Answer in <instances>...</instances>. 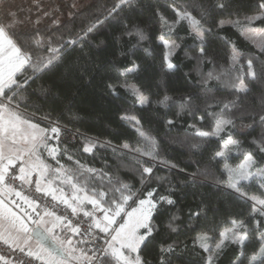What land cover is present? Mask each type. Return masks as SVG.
<instances>
[{
	"label": "trees",
	"instance_id": "obj_1",
	"mask_svg": "<svg viewBox=\"0 0 264 264\" xmlns=\"http://www.w3.org/2000/svg\"><path fill=\"white\" fill-rule=\"evenodd\" d=\"M116 3L89 0L80 6L78 0H4L0 4V20L15 12L24 21L14 38L25 47L32 45L33 30L37 28L43 36L62 42L96 25L83 51L80 44L69 46L59 66L37 79L23 94L29 105L27 112L40 123L45 115L59 119L64 129L59 147L67 148L85 168L103 169L136 192L155 189L157 195L171 193L175 204H165L154 214L157 231L142 252L148 264H159L160 248L170 244L175 249L168 255L171 264H204L207 254L198 241L194 243L196 237L207 233L215 241L227 221L249 219L251 202L227 186L225 163L236 166L252 153L255 167H264V153L258 150V145L264 144V124L259 121V115L264 114V52L235 26H220L221 20L257 15L260 0H133L123 11L112 13ZM219 3L225 7H218ZM173 5L190 11L197 19L204 17L202 23L211 31L205 33L203 45L191 34L188 21L172 23L176 19ZM157 12L167 24L161 23ZM37 19L39 24L35 23ZM254 26L264 29V20L256 21ZM133 27L143 33V40L126 34L127 28ZM164 40L180 45L170 59L175 65L172 71L161 68L168 52ZM201 46H206L207 58H200ZM234 52L239 53L236 62L232 60ZM248 59L253 60L256 78L247 75ZM209 72L213 73L211 79ZM31 74V69L25 73ZM240 80L246 91L237 90ZM124 81L140 86L153 101L151 106L140 107L135 97L122 88H117L115 95L107 88L109 83ZM164 95L171 99L164 105L156 104ZM221 113L233 120L227 127L229 134L224 136L239 142L236 152L225 154L226 160L214 158L217 151L224 152L223 138L197 134L213 133L215 117ZM124 114L140 117L144 129L155 138L152 151L156 158L150 164L153 173L144 184L141 170L149 166V157L127 149L113 151L124 142L145 150L143 143L137 144L140 138L131 126L120 119ZM168 120L173 124H167ZM70 132L77 138H69ZM108 141L111 146H105ZM92 142H96L93 151L84 153L82 146ZM44 157L48 159L46 153ZM59 159L66 167L72 163L66 157ZM48 162L55 166L54 161ZM98 180L96 175L95 180L87 182ZM243 184L242 190L249 196L260 195L258 183ZM130 205L136 206L132 201ZM254 243L247 245L249 252ZM240 251L239 245L227 244L214 258V264H240Z\"/></svg>",
	"mask_w": 264,
	"mask_h": 264
},
{
	"label": "snow or ice",
	"instance_id": "obj_2",
	"mask_svg": "<svg viewBox=\"0 0 264 264\" xmlns=\"http://www.w3.org/2000/svg\"><path fill=\"white\" fill-rule=\"evenodd\" d=\"M4 0H0L2 4ZM133 0H117L112 13L123 11L130 6ZM218 7L224 8V3ZM176 19L172 23L186 20L190 25L191 34L196 40L205 41L206 29L202 23L204 17L197 19L188 10H182L173 5ZM47 15V13H45ZM162 24H167L166 18L159 12ZM250 23L255 20H264V0L258 4V14L246 18ZM232 21H220V26ZM17 18L15 12H10L0 20V244L6 246L11 253H21L16 257L15 264H148L143 257V248L157 231L153 223L154 214H158L163 205H174L171 193L157 195L153 189L147 192H136L126 183L114 179L103 169L85 168L78 158L69 152L67 148L59 147V143L53 145L51 141L59 142L62 126L59 119H51L50 116L42 117L43 123L36 122L34 114L27 112L28 103L23 95L28 93L32 84L43 75L51 73L63 61L65 50L77 44L87 42V36L96 25L89 26L82 35L75 39L56 41L50 36H43L39 29L33 30V40L30 47H25L14 37L17 28L23 24ZM36 24L40 20L35 21ZM102 23V22H97ZM235 23H239L238 21ZM127 35H136L140 40L145 37L136 27L127 28ZM161 39H163L161 37ZM164 47L169 49L179 48L180 45L164 40ZM264 52V42L260 45ZM171 52H166L161 65L162 70L172 71L175 65L169 59ZM206 46L199 49L200 58H207ZM239 53L234 52L232 60L238 61ZM31 69V75H25ZM131 71V70H128ZM247 75L256 78L257 73L253 68V60H247ZM213 73H208L211 79ZM238 91H246L243 80L236 85ZM108 90L115 95L117 88H122L131 93L138 101L140 107L151 106L153 101L145 95L140 86L124 81L120 84L109 83ZM41 91H47L41 89ZM34 94V93H32ZM171 98L164 95L155 101L164 105ZM227 107V105L225 106ZM37 111H40L37 108ZM120 119L129 124L133 132L140 138L137 144L143 143L145 150L124 142L113 151L127 149L131 153H139L140 156L149 157L146 162L149 166H142L141 184L150 179L153 173L151 161L156 156L152 149L155 146V138L150 131L144 129L141 118L135 115L124 114ZM215 129L213 133L198 132L202 137L214 135L224 131V126L232 125L233 120L221 113L215 117ZM259 121L264 124V114L259 115ZM167 124H173L168 120ZM66 128V126H64ZM264 141V137H261ZM96 142L84 144L82 151L91 153ZM239 142L228 138L225 144L236 145ZM105 146H111V141ZM258 150L264 153V144L258 145ZM55 162V166L45 159ZM59 157H66L72 162L70 166L61 163ZM214 158L226 160L224 152L217 151ZM162 163H167L162 161ZM255 165L252 153L245 155V163L238 169L224 167L228 174V187L233 189L242 198L251 202L248 213L249 219L233 218L226 222L222 230L218 231V239L213 241L214 247L207 241L210 239L207 233L198 235L194 240L200 242V247L206 257L204 264H214L217 257L227 244L240 246V264H264V168L255 173L248 171ZM175 168L176 165H171ZM99 180L89 184L88 179ZM196 174H193L195 179ZM260 195L249 196L243 191V181L257 180ZM17 181L19 184H17ZM106 181V182H105ZM27 186V191L25 190ZM70 188L71 192H67ZM42 193L41 196L32 194ZM45 197H50L45 200ZM142 197V198H141ZM135 204L132 207L129 204ZM59 205H64L61 212H57ZM90 206V207H89ZM131 208V210H128ZM70 210V213L68 212ZM72 217L87 218V227H81L79 220L73 223ZM197 215H199L197 213ZM52 217L54 221L47 218ZM175 219V217H173ZM34 224L36 227L30 228ZM50 224V226H49ZM250 225H253L250 227ZM61 228L66 235L63 238L55 234V229ZM168 227L175 231L171 223ZM44 234H51L52 246L44 243ZM74 237H79L74 241ZM35 241V246L33 245ZM254 243L251 252L247 245ZM173 245L160 248L159 264H171L168 255L174 252ZM0 264H13L7 256L0 255Z\"/></svg>",
	"mask_w": 264,
	"mask_h": 264
},
{
	"label": "rangeland",
	"instance_id": "obj_3",
	"mask_svg": "<svg viewBox=\"0 0 264 264\" xmlns=\"http://www.w3.org/2000/svg\"><path fill=\"white\" fill-rule=\"evenodd\" d=\"M88 1L89 0H78V3H79L80 6H82V5H84ZM237 21L239 23H235ZM256 21H258V20H255V21H253L252 23L249 24V22H248V20L246 18H242V19L232 20L233 23H227L226 22L225 24L235 26L236 28H238L241 31L242 35H244L245 38H247L252 44H254L257 48H261L260 45H261L262 42H264V29H259V28L255 27L254 24H255ZM169 43L171 44V42H169ZM175 49H169V48H167L168 52H171V54L169 56V59H171V57L173 56V53H174ZM228 126L229 125L224 126V131L219 132V133H216V134L213 135L214 137H221V138H223L224 139V144H225V141H227L228 138H229V136H226V137L224 136L225 134H229L228 129H227ZM231 139H233V138L231 137ZM236 148H237V144L236 145L228 144V145L224 146V154H227L230 151L236 152L237 151ZM244 163H245V158L238 165H236V166H230L229 168H231V169H238ZM260 169H262V168H260ZM258 170L259 169L256 168L255 165L253 167H251L250 169H248V171L251 172V173H255ZM243 182L244 183L245 182L246 183H249V182L258 183V178H257V180L243 181ZM227 186H228V183H227ZM67 192H71V191H67ZM129 204H130V201H129ZM128 210H131V209L128 208ZM47 220L52 221L50 218H47ZM49 226H50V224H49ZM29 227L31 228V224L29 225ZM0 231H2V229H0ZM55 234L58 237H60V238H63V236L66 235V233H63V231H61V229H59L58 227L55 229ZM49 235H51V234H49ZM75 238H77V237H75ZM74 241H75V239H74ZM207 243L209 245H211V246L214 247V244H213V241H212L211 237L207 241ZM198 244L200 245V242L199 241H198ZM33 245L35 246V241H33Z\"/></svg>",
	"mask_w": 264,
	"mask_h": 264
},
{
	"label": "built area",
	"instance_id": "obj_4",
	"mask_svg": "<svg viewBox=\"0 0 264 264\" xmlns=\"http://www.w3.org/2000/svg\"><path fill=\"white\" fill-rule=\"evenodd\" d=\"M62 129H63V128H62ZM63 131H64V129H63L62 132H61L59 142H57V141H55V140L51 141V143H52L53 145H56L57 143H60L62 137L64 136ZM69 138H71V139H76V138H77V134H76V133H73V132H70V134H69ZM17 184H19L18 181H17ZM25 190L27 191V186H25ZM32 194H34V195H36V196H38V197L41 196V195H43L42 193H34V189H33V191H32ZM44 199L47 201V200L50 199V197H45ZM64 207H65L64 205H59L58 208H57V212H58V213L61 212V211L64 209ZM89 207H90V206H89ZM68 212L70 213V210H68ZM49 218H50L52 221H54V218H52V217H49ZM69 218H70V219H73V223H76V222L79 220L80 225H81L82 228H83V227H87V224L89 223V221L87 220V218H82V217H72L71 215H69ZM32 227H36V225L31 224V228H32ZM58 228L61 229L60 227H58ZM0 255H5V256H7L8 259L11 260V261H13V264H15L16 257L22 256L23 254H21V253H19V252L13 254V253H11L10 251L6 250V246H5V245L0 244ZM34 264H38V262H34Z\"/></svg>",
	"mask_w": 264,
	"mask_h": 264
},
{
	"label": "water",
	"instance_id": "obj_5",
	"mask_svg": "<svg viewBox=\"0 0 264 264\" xmlns=\"http://www.w3.org/2000/svg\"><path fill=\"white\" fill-rule=\"evenodd\" d=\"M44 243L47 246H52L53 245V241L50 238V235L49 234H44Z\"/></svg>",
	"mask_w": 264,
	"mask_h": 264
}]
</instances>
